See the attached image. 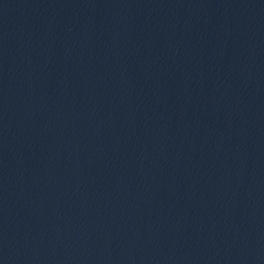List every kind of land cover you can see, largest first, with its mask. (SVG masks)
Wrapping results in <instances>:
<instances>
[{
	"label": "water",
	"instance_id": "water-1",
	"mask_svg": "<svg viewBox=\"0 0 264 264\" xmlns=\"http://www.w3.org/2000/svg\"><path fill=\"white\" fill-rule=\"evenodd\" d=\"M0 264H264V0H0Z\"/></svg>",
	"mask_w": 264,
	"mask_h": 264
}]
</instances>
